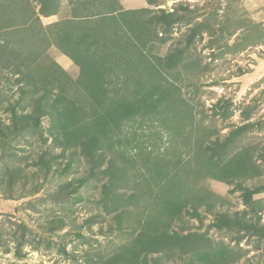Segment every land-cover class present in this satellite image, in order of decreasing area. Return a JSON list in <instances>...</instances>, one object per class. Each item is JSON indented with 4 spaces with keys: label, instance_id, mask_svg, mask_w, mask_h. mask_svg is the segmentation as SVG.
I'll return each instance as SVG.
<instances>
[{
    "label": "trees",
    "instance_id": "obj_1",
    "mask_svg": "<svg viewBox=\"0 0 264 264\" xmlns=\"http://www.w3.org/2000/svg\"><path fill=\"white\" fill-rule=\"evenodd\" d=\"M69 2L72 17L46 27L40 16L57 14L62 0H0V63L22 86L21 99L31 96L27 103L12 107L9 124H0V166L9 174L0 176V191L6 199L16 200V183L24 188L30 182L19 164H6L8 158H27L17 153V144L30 134L50 137L61 153H42L33 162L41 171L49 173L57 159H66L56 175H67L78 155L91 164L88 177L61 184L51 194L53 200L62 202L73 195L83 200L80 188L102 176L107 181L100 201L114 212L113 229L130 239L109 254L85 252L80 261L65 243L44 240L19 222L12 231L0 226L3 252L21 259L26 246L38 249L46 243L79 264H167L185 258L183 264H235L243 251L216 242L185 221L187 215L201 219L200 208L212 211L217 205L213 202L217 195L206 185L211 178L232 185L231 192L240 191L244 208L219 213L210 227L229 233L235 245L246 236L264 240V200L255 198L264 192V182L246 184L264 173V144L247 141L254 130H263L264 122L250 120L253 108L247 106L240 114L244 122L221 137L216 128L209 130L196 118L175 73L185 64L197 35L214 33L216 13L191 28L183 47L173 46L161 55L154 51L156 43H167L175 25L186 20L177 10L155 8L162 0H147L154 8L136 9L124 8L120 0ZM50 33L53 44L80 67L78 78L70 77L56 61L50 67L41 65L52 44L46 38ZM35 42L37 48H30ZM52 66L60 67L62 74ZM39 87L44 91L34 97ZM213 113L223 120L234 115L225 99L213 105ZM44 118L50 121L48 136ZM145 127L152 130L143 138L138 133ZM67 152L71 156L65 158ZM43 185L34 183L29 193L37 194ZM136 205L140 211L133 223L131 209ZM64 225L59 217L43 229L52 233Z\"/></svg>",
    "mask_w": 264,
    "mask_h": 264
},
{
    "label": "rangeland",
    "instance_id": "obj_2",
    "mask_svg": "<svg viewBox=\"0 0 264 264\" xmlns=\"http://www.w3.org/2000/svg\"><path fill=\"white\" fill-rule=\"evenodd\" d=\"M147 7L154 8L149 4ZM155 8L177 10L186 17L185 21L175 25L167 43L161 45L156 43L154 51L161 55L167 54L173 46L183 47L191 28L199 21L206 20L212 12L216 13L215 18L212 19L216 28L214 33L211 35L209 32H204L202 37L197 35L195 42L188 47L185 64L175 70L176 75L179 73L181 78L179 82L182 86L181 95L190 102L196 118L202 125L209 130L216 128L218 135L224 137L234 126L244 122L240 114L247 106L253 108L250 120L264 122V0H162L161 5ZM46 38L52 40V44L41 59V65L50 67L56 61L70 77L78 78L80 67L67 55L71 65L65 66L66 57L60 58L62 52L53 44L54 34L50 33ZM37 45L38 43L35 42L30 48L35 49ZM51 69L62 74L58 66L54 68L52 66ZM0 79L2 82L0 124H9L12 107L18 106L19 102L27 103L31 96L27 95L24 100L21 99L22 86L16 83L15 76L8 75V71L2 69L1 63ZM43 91V88L39 87L34 97H38ZM219 99L231 102L234 115L227 120L213 113V105ZM30 110L31 107H28L27 111ZM42 121L44 134L48 136L46 130L50 121L48 118ZM150 130L152 127L141 128L138 134L143 137V133L146 135ZM247 141L263 145L264 128L250 133ZM17 146V153L27 158L19 160L8 158L6 164L9 167L19 164L30 176V182L24 188L20 182L16 183L14 189L16 200L6 199V195L0 191V226L12 231L16 229L17 223L25 222L35 233L41 234L44 240L52 239L56 244L65 243L67 250L77 254L80 261L85 252L109 254L116 246L130 239L129 234L113 229L116 225L114 212H108L100 201L104 195L103 183L107 181L102 176L92 177L80 188L79 193L83 196V200H77L76 195L62 202L53 200L51 194L57 191L61 184L71 179L88 177L91 164L83 156L80 157L79 152L76 154L79 159L75 162L74 168L67 175L60 176L56 175V168L63 167L66 159H57L49 173L43 172L44 169L41 171L33 163L42 153H48L47 155L61 153V148L56 147L50 137L46 139L37 133L30 134ZM65 156L67 158L71 155L67 152ZM262 164L264 166V163ZM34 172L38 176H35ZM2 174L6 177L9 175L0 166V176H3ZM38 182H44L42 189L37 194H30L33 184ZM263 182L264 173L258 178L248 180L246 184L254 186ZM206 185L217 195V197L212 195L213 202L217 205L212 211H208L206 207L200 208L201 219L187 215L185 218L187 226L200 232L206 231L216 242L243 251L242 257L235 264H264V240L259 241L254 236H246L240 245H235L229 233L210 227V223L219 213L234 214L235 211L244 208L241 192H231L232 185L211 178L207 179ZM255 198L264 200V192L255 195ZM147 210L150 211L151 206ZM131 211L134 212V223L140 205L133 206ZM59 217L65 220L62 229L52 233L45 232L43 227L51 225V221ZM261 222L264 223V211ZM77 233L83 234L84 237H79ZM11 245H14V242ZM3 249L0 246V264H79L77 260L67 258L58 251L57 247H48L46 243L38 249L26 246L24 251L27 254L21 259L16 258L13 252L4 253ZM187 259H174L167 264H183Z\"/></svg>",
    "mask_w": 264,
    "mask_h": 264
},
{
    "label": "crops",
    "instance_id": "obj_3",
    "mask_svg": "<svg viewBox=\"0 0 264 264\" xmlns=\"http://www.w3.org/2000/svg\"><path fill=\"white\" fill-rule=\"evenodd\" d=\"M122 2V5H124L127 9L128 8H143V7H147L148 3L146 0H121ZM138 6H136V5ZM72 17V7H71V4L69 2V0H62V3H61V7L58 11L57 14H53V15H50V16H43L41 15L40 18H41V21L43 23V25H51L53 23H56L60 20H64V19H69ZM61 53V52H59ZM62 55H60V58L62 57H66L64 60L65 63V66H69L71 65L69 62H68V59H67V56L63 53H61ZM56 55H58L56 53ZM69 58V57H68Z\"/></svg>",
    "mask_w": 264,
    "mask_h": 264
}]
</instances>
